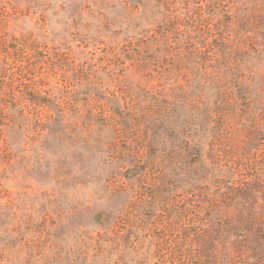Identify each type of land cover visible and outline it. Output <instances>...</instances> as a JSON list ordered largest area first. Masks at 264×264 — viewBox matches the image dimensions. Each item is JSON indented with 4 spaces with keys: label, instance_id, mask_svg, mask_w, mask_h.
<instances>
[{
    "label": "rangeland",
    "instance_id": "obj_1",
    "mask_svg": "<svg viewBox=\"0 0 264 264\" xmlns=\"http://www.w3.org/2000/svg\"><path fill=\"white\" fill-rule=\"evenodd\" d=\"M0 264H264V0H0Z\"/></svg>",
    "mask_w": 264,
    "mask_h": 264
}]
</instances>
